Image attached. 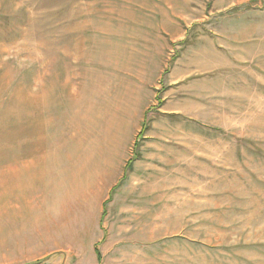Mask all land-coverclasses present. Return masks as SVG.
<instances>
[{
  "label": "rangeland",
  "instance_id": "374dc122",
  "mask_svg": "<svg viewBox=\"0 0 264 264\" xmlns=\"http://www.w3.org/2000/svg\"><path fill=\"white\" fill-rule=\"evenodd\" d=\"M149 56L166 79L157 106L179 114L148 115L156 201L136 204L130 220L116 214L110 237L155 246L123 249L116 263L264 264V0H0V177L11 117L21 136V99L34 102L32 132L41 123L38 80L47 110L73 120L91 107L95 130L101 92L144 82ZM19 227L7 252L0 233L11 264L36 252L16 241ZM75 243L60 237L37 252Z\"/></svg>",
  "mask_w": 264,
  "mask_h": 264
},
{
  "label": "crops",
  "instance_id": "0c3cea01",
  "mask_svg": "<svg viewBox=\"0 0 264 264\" xmlns=\"http://www.w3.org/2000/svg\"><path fill=\"white\" fill-rule=\"evenodd\" d=\"M160 58L149 56L139 62L141 70L148 67L149 75L145 74L144 82H124L122 87L119 84L121 88L101 92V113L96 114L99 122L95 130L91 107L89 113H80L73 120L69 115L47 110L52 104L47 103L45 95L39 96V86H44L42 81L38 80L37 88H33L38 96L35 103L44 106L35 132L28 124L34 115L28 114L27 109L34 102L28 98L20 100L18 105L26 107L17 125L21 136H17L15 143L11 117L4 180L0 177V233L3 239L5 236V251H10L11 226L17 220L20 227L16 241L25 252L29 245L36 252L26 261L18 260L17 264H118L115 256H120L123 249L135 251L155 246L154 242L113 241L110 237L118 224L116 214L130 220L136 204L145 207L147 202L156 201L155 190L151 194L147 189L151 180L149 171L154 164L152 160V163L146 162L148 155L145 157L144 153L150 151L154 138L143 133L148 132V115L153 112H159L164 118L179 114L156 104L159 99L166 102V96L163 99L161 95L167 94L163 87L166 79L161 76L159 82L156 80V64L161 62ZM150 81L159 85L154 86ZM26 82L23 94H28L30 89ZM30 132L36 135L29 136ZM136 143L137 149L142 145L133 155ZM127 219L119 224L131 225ZM122 232L130 237L126 230ZM60 237L76 242L69 252L62 247L37 252ZM124 256L119 262L129 264ZM11 263L6 255L0 257V264Z\"/></svg>",
  "mask_w": 264,
  "mask_h": 264
}]
</instances>
